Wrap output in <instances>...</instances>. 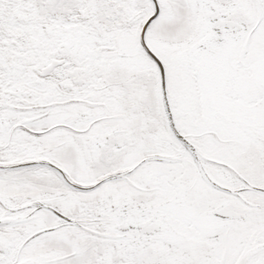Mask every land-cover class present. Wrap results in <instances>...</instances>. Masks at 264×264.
<instances>
[{"label":"snow or ice","instance_id":"1","mask_svg":"<svg viewBox=\"0 0 264 264\" xmlns=\"http://www.w3.org/2000/svg\"><path fill=\"white\" fill-rule=\"evenodd\" d=\"M0 264H264V0H0Z\"/></svg>","mask_w":264,"mask_h":264}]
</instances>
